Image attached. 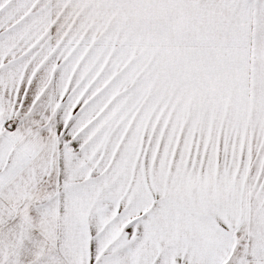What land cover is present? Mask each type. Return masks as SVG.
I'll list each match as a JSON object with an SVG mask.
<instances>
[{
  "label": "snow or ice",
  "instance_id": "obj_1",
  "mask_svg": "<svg viewBox=\"0 0 264 264\" xmlns=\"http://www.w3.org/2000/svg\"><path fill=\"white\" fill-rule=\"evenodd\" d=\"M0 264H264V0H0Z\"/></svg>",
  "mask_w": 264,
  "mask_h": 264
}]
</instances>
